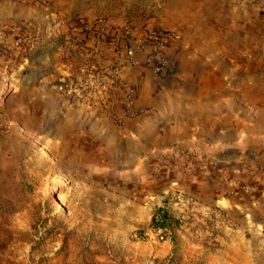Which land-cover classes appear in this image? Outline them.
Listing matches in <instances>:
<instances>
[{"label":"rangeland","instance_id":"1","mask_svg":"<svg viewBox=\"0 0 264 264\" xmlns=\"http://www.w3.org/2000/svg\"><path fill=\"white\" fill-rule=\"evenodd\" d=\"M176 2L88 0L80 17L88 12L121 24H160ZM226 12L216 40L238 57V67L210 70L226 80L195 81L193 96L244 97L239 115L256 108L264 114V15L239 7L238 14ZM16 15L0 0V30L16 51L0 50V264H264V227L215 229L216 218L227 219L217 209L195 227L173 221L163 242L151 235L153 215L142 204L139 175L129 170L134 157L124 154L118 131L94 123L76 96H63L57 87V96H32L24 65L31 53L21 45L32 28L19 27ZM66 32L39 34V49L50 45L49 52L58 49L62 59L77 62L64 53ZM172 69L168 80L184 82L182 70Z\"/></svg>","mask_w":264,"mask_h":264},{"label":"crops","instance_id":"2","mask_svg":"<svg viewBox=\"0 0 264 264\" xmlns=\"http://www.w3.org/2000/svg\"><path fill=\"white\" fill-rule=\"evenodd\" d=\"M83 1L88 0H2L17 13L19 27L28 23L46 38L62 35L64 31L67 35L68 28L63 25L58 30L57 25L61 24L55 26V22L82 16ZM235 7L228 0H187V4L177 0L169 12L163 11L160 25L175 36L168 46V58L173 68L182 70L184 82L175 85L165 76L156 77L141 63L124 69L123 87L105 96H93L92 105L77 102L78 108L85 110L94 123L118 131L122 137L120 146L124 154L134 157L129 170L139 175V194L151 213L149 218L161 208L173 221L186 220L184 226L191 228L200 220H211V213L217 209L226 212L227 219L216 218L215 229L264 227V218L257 219L258 214H264V172L245 169L252 154L259 155L264 165V114L256 108L252 115H239L238 101L244 97L238 100V96H193L195 81L206 78L210 83L221 77L226 80L210 70L227 65L238 67V57L216 40L224 29L226 11L233 9L238 14ZM84 16L91 18L88 12ZM48 47L33 51L24 64L28 67L32 96H57L54 90L58 84L77 81L71 66L80 61L64 60L58 49L54 53ZM111 60L110 51L102 49L101 64L107 66ZM128 89L135 93L136 116L127 119L122 127L112 125L106 115L110 117L112 108L123 105ZM184 150L196 152L215 167L181 176L174 166L180 164L178 154ZM240 184L250 191L234 193ZM170 193L192 198L197 211L189 213L182 205L170 202L167 199Z\"/></svg>","mask_w":264,"mask_h":264},{"label":"built area","instance_id":"3","mask_svg":"<svg viewBox=\"0 0 264 264\" xmlns=\"http://www.w3.org/2000/svg\"><path fill=\"white\" fill-rule=\"evenodd\" d=\"M233 4L243 10H250L264 15V0H232ZM63 24L70 30V35L64 40V53L75 58L80 63L72 65L76 82L63 81L57 85L61 94L76 95L78 102L92 105L93 96H105L124 86V69L138 67L141 63L156 77L173 76L174 71L168 58V46L174 39V33L160 24H121L107 17L73 18L68 21L55 22ZM58 26V25H57ZM27 40L21 41L27 54L38 50L43 41L35 31L27 32ZM73 37V38H71ZM71 38V39H70ZM112 54L111 63L101 64L102 49ZM0 50L4 53H15L5 41V33L0 30ZM141 58V59H140ZM73 78V79H74ZM123 105L112 108L110 118L117 126H123L127 119L136 116L133 89H128ZM180 164L174 169L181 176L203 173L215 165L208 159L199 156L194 151L184 150L178 154ZM251 164H246L247 172L262 171V158L257 154L251 155ZM245 185H236L235 192L248 191ZM167 199L178 205L196 208L197 203L192 198L179 193H170ZM168 227L159 219H155L150 233L158 241L163 242L168 236Z\"/></svg>","mask_w":264,"mask_h":264},{"label":"trees","instance_id":"4","mask_svg":"<svg viewBox=\"0 0 264 264\" xmlns=\"http://www.w3.org/2000/svg\"><path fill=\"white\" fill-rule=\"evenodd\" d=\"M156 218H159L166 227H171L174 223L173 219L169 216V214L161 208L156 210V212L154 213L152 218V224L155 223Z\"/></svg>","mask_w":264,"mask_h":264}]
</instances>
